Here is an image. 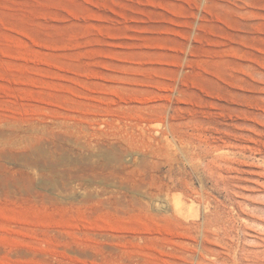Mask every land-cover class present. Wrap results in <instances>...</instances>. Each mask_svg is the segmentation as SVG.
<instances>
[{"label": "rangeland", "instance_id": "obj_1", "mask_svg": "<svg viewBox=\"0 0 264 264\" xmlns=\"http://www.w3.org/2000/svg\"><path fill=\"white\" fill-rule=\"evenodd\" d=\"M0 264H264V0H0Z\"/></svg>", "mask_w": 264, "mask_h": 264}]
</instances>
